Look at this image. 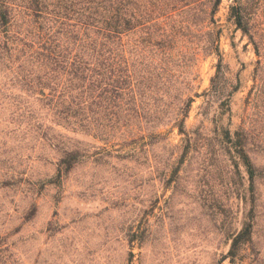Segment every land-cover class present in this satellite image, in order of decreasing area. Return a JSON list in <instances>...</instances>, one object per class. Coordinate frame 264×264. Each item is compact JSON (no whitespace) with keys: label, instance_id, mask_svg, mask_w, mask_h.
Masks as SVG:
<instances>
[{"label":"rangeland","instance_id":"374dc122","mask_svg":"<svg viewBox=\"0 0 264 264\" xmlns=\"http://www.w3.org/2000/svg\"><path fill=\"white\" fill-rule=\"evenodd\" d=\"M230 3L208 23L221 56L214 82L218 57L198 30L179 44L177 77L130 103L105 140L94 126L57 125L0 63V264H264V0L249 2L258 49ZM57 140L80 149L70 168Z\"/></svg>","mask_w":264,"mask_h":264},{"label":"trees","instance_id":"16d2710c","mask_svg":"<svg viewBox=\"0 0 264 264\" xmlns=\"http://www.w3.org/2000/svg\"><path fill=\"white\" fill-rule=\"evenodd\" d=\"M230 1L229 17L258 49L257 29L250 24V0ZM220 3L221 0H0V63L11 85L43 103L57 125L82 132L94 126L105 140L121 127L119 121L131 110L130 103H142L145 94L154 93V88L177 77L178 59L183 55L179 44L185 36L195 37L198 30L206 35L205 54L218 57L217 70L211 78L214 82L221 56L218 34H213L208 23L215 22ZM197 22L202 25L197 26ZM9 97L17 103L23 99L16 93ZM191 101V97L182 99V117L174 123L179 132L184 130L186 103ZM224 134L230 138L228 130ZM56 142L62 145L60 163L70 168L81 156L79 147ZM236 146L252 181L253 165L242 144ZM248 235L249 225L233 237L229 255L235 256Z\"/></svg>","mask_w":264,"mask_h":264}]
</instances>
